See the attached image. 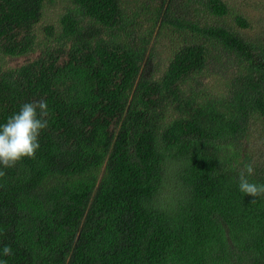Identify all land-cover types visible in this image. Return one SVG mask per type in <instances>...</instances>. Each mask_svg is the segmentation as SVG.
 <instances>
[{
  "label": "trees",
  "instance_id": "trees-1",
  "mask_svg": "<svg viewBox=\"0 0 264 264\" xmlns=\"http://www.w3.org/2000/svg\"><path fill=\"white\" fill-rule=\"evenodd\" d=\"M57 1L0 0V125L49 109L0 169V259L264 264V196L237 179L264 184V39L223 0H62L46 23Z\"/></svg>",
  "mask_w": 264,
  "mask_h": 264
},
{
  "label": "clouds",
  "instance_id": "clouds-1",
  "mask_svg": "<svg viewBox=\"0 0 264 264\" xmlns=\"http://www.w3.org/2000/svg\"><path fill=\"white\" fill-rule=\"evenodd\" d=\"M48 116L47 101L39 100L23 104L18 112L0 125V169L13 168L26 158H35L40 147L38 137L48 127ZM254 171L251 163L244 165L237 177L238 190L246 196L258 198L264 196V184L250 182L249 177ZM5 175V171L0 170V178ZM12 254L13 250L9 245L0 249V255L4 257ZM0 264H7V260L0 259Z\"/></svg>",
  "mask_w": 264,
  "mask_h": 264
},
{
  "label": "rangeland",
  "instance_id": "rangeland-1",
  "mask_svg": "<svg viewBox=\"0 0 264 264\" xmlns=\"http://www.w3.org/2000/svg\"><path fill=\"white\" fill-rule=\"evenodd\" d=\"M140 1L143 2L144 0H140ZM153 1L156 4L159 2V0H153ZM223 1L227 3V6L230 7L231 15H235V14L241 15L247 19L248 23L251 26L250 32H245V35L247 37L257 38L260 40L264 39V0H223ZM61 2L62 0H58L54 5L49 6L45 9L46 23H53L54 25L57 24V18L62 10ZM152 6H154V3L152 4ZM144 19L145 18L141 17L139 20L142 23L146 24ZM225 22L233 24L231 18L228 17L226 18ZM161 39L159 40L158 43L159 45L154 47V56H153L154 60H156L159 64H162L161 62L165 60V55H166L163 51V45L160 44L162 41ZM171 39H166L163 43H166V45H168ZM2 58H3V62L7 66L13 67V66H19L28 60L34 59L35 54L20 58H8V57L6 58L2 57ZM161 66L163 67V64Z\"/></svg>",
  "mask_w": 264,
  "mask_h": 264
}]
</instances>
